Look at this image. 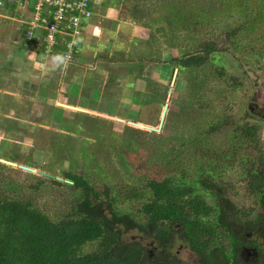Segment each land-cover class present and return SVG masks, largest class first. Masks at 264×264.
<instances>
[{"label": "trees", "instance_id": "1", "mask_svg": "<svg viewBox=\"0 0 264 264\" xmlns=\"http://www.w3.org/2000/svg\"><path fill=\"white\" fill-rule=\"evenodd\" d=\"M146 3L149 0L143 2V8ZM191 7H183V0L162 1L145 19L156 26L166 19L173 21L181 29V38L186 40L187 35L190 39L189 44L178 46L176 55L170 52L164 63L169 65V83L175 68L176 77L184 72H197L191 86L193 93L184 104L186 108L200 112L196 123L202 128L186 140L190 149L200 154L191 165L192 171H183L182 177L137 178L113 188L105 184L93 186L84 176L71 172L64 173L65 183L54 176H41L33 189L38 190L49 182L65 186L71 192L70 201L57 217L40 209L32 198H14L0 188V264H181L172 249L175 242L186 249L187 255L191 253L197 261L206 264H217L216 254L221 256L224 264H235L242 247L255 249V255H260L257 264H264L261 261L264 236H261L262 245L252 240V235L249 239L243 238L248 231L254 233V222H258L257 233H264V145H261L260 128L256 124H242L234 133L236 136L239 132L246 142L238 163L242 168L244 189L259 206L256 221L247 218L253 209L237 210L232 203H223L222 207L213 209L200 195L194 194L196 187L205 192L214 189L218 194L220 182L213 183L215 173L236 162L240 156L234 145L228 152L215 149L208 137L225 135L231 116L221 105V99L227 103L229 95L240 89L234 80L239 75L224 66L225 58L232 55L226 47L231 40L235 44L243 37L255 40L253 43L260 42L256 40L258 34L263 35L261 41L264 40V0H209L207 7L196 10ZM162 8L164 15L159 16ZM180 10L185 13L181 14ZM43 18L44 22L50 20L45 14ZM75 48L77 51V45ZM262 55L264 48L261 46L255 51V57ZM161 61L157 54L147 53L136 63H146L145 69H148L151 64ZM167 91L166 88L165 95ZM219 91L222 98L216 96ZM136 100L131 96V103ZM167 120L168 114L162 131L168 126ZM141 133L158 138L153 132ZM165 153L172 154L171 160L177 157L170 148ZM12 170L25 173L0 163V172ZM188 174L195 175L191 182ZM130 201L140 203L136 217L122 208ZM213 212L217 220L204 222ZM236 224L242 230L240 235L233 230ZM224 236L229 237L231 252L214 248L216 240Z\"/></svg>", "mask_w": 264, "mask_h": 264}, {"label": "rangeland", "instance_id": "2", "mask_svg": "<svg viewBox=\"0 0 264 264\" xmlns=\"http://www.w3.org/2000/svg\"><path fill=\"white\" fill-rule=\"evenodd\" d=\"M156 1L149 0L145 8H143V2L146 0L95 1V5L100 4L101 14L104 11L105 14H112L110 8L115 10L114 7L118 4H127L132 8L135 15L133 13L129 16L126 15V12L130 11L129 7L126 8V12L123 10L125 14L120 16L129 23L126 25L122 21L118 24L112 23L120 26L117 28L120 30L119 35L115 37L114 31H110L109 36L112 41L109 43V51L103 47L104 38H102L103 42H100L101 46L98 48L95 60L88 64L91 67L97 61L110 62L106 65L107 70H105L104 64L98 67V73L102 79L98 82L99 86L95 87L98 93L89 92L86 96V85H84L83 89L78 88L80 91L74 94L79 96L77 100L83 98L82 102L88 106L86 110L93 113L73 110L66 114V119L61 124H44L46 123L45 115L48 114L47 111L51 110V107L45 104L46 99L37 97L35 93L27 94L28 92L22 91L24 93L22 98L26 101L20 102L18 96L20 93L10 97H4L0 93V118H3L2 121L0 119V158L46 173L49 177L54 176L55 179L64 183V173L71 172L84 176L93 186L105 184L110 188L116 187L117 184H126L127 181H134L137 178L142 179L149 176L161 178L181 175L183 171L188 173L192 171L191 165H194L192 163L200 154L199 151L190 149L186 140L189 139L190 135L197 134V131L202 130V128L196 123L200 112L197 109L186 108L184 104L193 93L194 89L191 86L195 83L197 72L193 74L184 72L176 77L177 79L175 78L171 86V95L168 99L166 98L165 89L168 90L170 87V69L169 65L164 63V59L170 57V52H174L176 55L179 52L178 46L187 42L189 44L190 39L187 35L186 40L181 38V29L173 21L166 19V21H160L159 26H156L153 21L145 19L148 18L149 11L155 9L162 1L168 3L170 0ZM208 1L183 0V7L192 6L191 9L196 10L207 7ZM139 6L142 7L139 8ZM139 9L141 11L142 9L146 10V14L143 11L145 17L138 14L137 10ZM164 11L165 9L162 8L158 13L159 16H163ZM184 13L181 12V14ZM139 16L140 18H138ZM48 22L43 20L36 32L42 30L44 36L43 27ZM83 28L84 26H81V31ZM106 28L104 27V30ZM80 37L82 38L83 34ZM60 38L58 35V40ZM262 39L263 35L258 34L256 40L260 42H254L256 43L254 44L253 41L255 40L251 41L249 38L243 37L237 39L235 44L234 40H231L226 47V50L228 48L227 51L232 55L225 58L226 65L224 64V66L231 69V73L233 71L239 75V78H236V75L233 76L236 78L234 80L240 89L236 93L232 91L233 94L229 95L227 103L221 99V105L230 111L229 115L231 116L230 125L227 131L223 133L225 135L215 138L208 137V139L213 142L215 149L221 148L226 152L231 145H234L238 148L240 156L236 162L226 167L223 166V169L220 168L215 173L213 183L224 184H217L220 191L218 194L215 193L214 189H212L213 193L211 191L205 192L198 187L194 191V194L200 195L213 209L222 207L223 203H232L237 210L253 209L254 211L249 212L247 217L252 221L257 219L256 214L259 206L256 200L249 196L244 189L242 168L238 163L243 154V149L246 147V142L239 132L236 136L234 133L242 124L254 123L260 128L258 137L261 145H264V55L260 58L255 57V51L259 50L261 46L264 48V40L261 41ZM3 41L4 43L0 44L2 47L7 42L6 39ZM238 48L242 49L238 50ZM254 48H256L255 51ZM93 51H95L93 46L87 44V47L81 51L82 53L80 52L79 58H89ZM117 51L118 54L116 55ZM147 53H151L152 56L157 54L162 61L151 64L148 69H145L146 63L137 65L138 57L142 55L144 58ZM43 56L44 59L48 58L45 57V54ZM57 57H59L58 53L53 56V60L58 63L59 68L63 62ZM125 58L129 60V63L125 62ZM44 66L50 71L54 70L51 63H45ZM35 82L43 84L41 79ZM49 85L56 87L57 79H52ZM38 90L39 93L44 92L43 88L38 87ZM220 93L219 91L216 96L222 98L223 95ZM131 96L137 98L135 103H131ZM37 99L39 101L34 103V100ZM165 102L168 104L166 113V116L167 114L169 116V120L166 121L168 126L162 131L163 123L161 132L156 133L158 138H152L150 134V136L144 135L141 132L147 131L127 124L128 121H135L156 127L163 107L162 104ZM95 113L122 119V121L98 116ZM11 114H24L26 117H22L23 119L20 121H24L26 124L11 121ZM178 122L181 124L179 125ZM198 145L202 146L199 143ZM167 148H170L174 155L177 154L175 159L171 160V153H165ZM22 171L25 173H19L16 170L0 172V188L14 198L22 196L32 198L40 209L57 217L71 199L70 190L65 186L51 185L49 182L35 190L32 187L41 176L35 172ZM192 177L195 175L189 176L188 174L189 182L193 180ZM139 204V202L130 201L123 204L122 208L136 217ZM224 218L227 219L226 216ZM212 219L217 220L215 212L204 222H210ZM254 224L257 229L258 222H254ZM256 229L254 233L249 231L245 233L243 238L249 239L252 235V240L261 244V236H264V233L259 235ZM233 230L236 234L238 233L237 235L242 233L239 224H236ZM147 242L144 241L145 244L150 243ZM230 245L229 237L224 236L223 239L216 240L214 248L231 252ZM148 248L150 250L151 246ZM172 249L181 264H206L205 261H197V258L191 253L187 255L186 249L177 242L174 243ZM254 251L255 249L251 247H242L238 252V260L235 264H257L260 255H255ZM215 256L217 264H224L219 254ZM261 261L264 262V255Z\"/></svg>", "mask_w": 264, "mask_h": 264}, {"label": "crops", "instance_id": "3", "mask_svg": "<svg viewBox=\"0 0 264 264\" xmlns=\"http://www.w3.org/2000/svg\"><path fill=\"white\" fill-rule=\"evenodd\" d=\"M33 3L34 0H23L20 5L19 0H3V6L0 7V44L4 43V39L7 41L3 47L0 45V93L4 97H10L11 95L20 93L18 95L20 102L24 100L22 97L25 92H28L27 94L35 93L37 97L46 99L47 102H45V104L51 107V110L47 111L48 114L45 115L44 120H46V123L44 124H61L64 119H66V114L71 113L74 109L65 108L58 103L80 109H88L87 104L85 105L82 102L84 99L77 100L79 96L74 94L80 91L78 88L83 89L84 85H86V96L89 92L98 93L95 87L99 86L98 82L102 80L101 75L98 73V67L104 64V68L107 70L106 65L110 64V62L97 61L96 63L101 64L93 63L91 67H89L88 64L95 60L98 54V48L101 46L100 42H103L102 38H104L103 47L109 51V43L112 41L109 36L110 31H114L115 37L119 35L120 30L117 28H120V26L112 23L118 24L121 21L125 25L129 23L120 16L121 14H125L126 8L129 6L127 4H118L114 7L115 10L110 8L112 14H105V11L101 14L100 4H94L93 15L91 19L84 24L83 31H81L83 37L78 39L77 51L73 61L70 64H62V66L58 68V63H55L53 56L57 53L60 56L63 51L62 37L58 40L55 51L50 54L45 52L42 47L44 44L42 30L40 32H35L30 40L26 39L25 32L28 29V20L33 14ZM140 7L142 6H139V8ZM129 8L130 11L126 12L128 16L133 13L132 8ZM117 11L120 12L118 13ZM143 11L144 9H142V11L140 9L137 10L138 14H143ZM104 27L107 28L104 30ZM85 35H87V37H85ZM128 37L130 36L128 35ZM87 44L92 45L95 51L91 53L89 58L86 57V59H81L79 58L80 52L87 47ZM82 47L83 49L81 50ZM44 54L45 57H48L46 58L47 60L44 59ZM115 54L117 55L118 51ZM57 58L60 60V57ZM141 58L142 55H140L137 60ZM128 61L129 60L125 58V62L129 63ZM45 63H51L54 70L50 71V69L46 68L44 66ZM114 63L116 64V62ZM117 63L120 64L119 62ZM39 79L43 81V84L35 82L39 81ZM52 79H57L56 87H51L49 85ZM38 87L43 88L44 92L39 93ZM22 91L24 93H22ZM38 101V99L34 100V103ZM10 113L11 111L9 114ZM10 117L12 118L11 121H19L22 124H26L24 121H20L23 119L22 117H26L24 114H11ZM0 119L1 121L3 120V118Z\"/></svg>", "mask_w": 264, "mask_h": 264}, {"label": "built area", "instance_id": "4", "mask_svg": "<svg viewBox=\"0 0 264 264\" xmlns=\"http://www.w3.org/2000/svg\"><path fill=\"white\" fill-rule=\"evenodd\" d=\"M96 0H34L33 16L29 20L25 32L26 39L33 37L43 21L44 14L50 17L44 28L43 49L52 53L58 45V35L62 37L64 50L60 60L63 64H70L76 53L75 46L81 36V26L89 21L93 15ZM22 1H19L21 5ZM3 0H0V7Z\"/></svg>", "mask_w": 264, "mask_h": 264}, {"label": "water", "instance_id": "5", "mask_svg": "<svg viewBox=\"0 0 264 264\" xmlns=\"http://www.w3.org/2000/svg\"><path fill=\"white\" fill-rule=\"evenodd\" d=\"M176 75H177V69L175 68V69H173V73H172L171 81H170V87H169V89L167 91V95H166L167 99L171 95V90H172L171 86L173 85V83L175 81ZM58 104L60 106L65 107V108L74 109L75 111L93 113L92 111L89 112V110H86V109H80V108L68 106V105L61 104V103H58ZM167 109H168V104H167V102H165L163 107H162V109H161V112H160V115H159V119H158V123H157L156 127H153V126H150V125H147V124H144V123H140V122H135V121H128L127 124L131 125L133 127H136L138 129L147 131V132L160 133L161 129H162V126H163V123H164V120H165V117H166ZM95 114L98 115V116H106L107 118H111V119H115V120H118V121H122V119H117V118H114V117H111V116H108V115H103L101 113H95ZM0 163L4 164V165H7V166L14 167V168H18V169H21V170H24V171H27V172H31V173L35 172V173H37L40 176H47L46 173H43V172H40V171H35L33 168H30V167H27V166H24V165H20V164H16L14 162H11V161H8V160L2 159V158H0Z\"/></svg>", "mask_w": 264, "mask_h": 264}]
</instances>
